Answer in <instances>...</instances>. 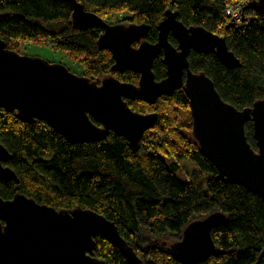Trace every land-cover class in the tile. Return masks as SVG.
I'll list each match as a JSON object with an SVG mask.
<instances>
[{
    "label": "trees",
    "instance_id": "trees-1",
    "mask_svg": "<svg viewBox=\"0 0 264 264\" xmlns=\"http://www.w3.org/2000/svg\"><path fill=\"white\" fill-rule=\"evenodd\" d=\"M76 1L105 21L112 14L126 13V20L118 23L149 26L147 40L152 44L157 43L158 27L169 10L187 27L224 37L241 66L229 69L212 53L193 52L191 70L205 73L222 99L238 110L264 99V15L251 8L255 0H246L241 24L233 22L227 8L244 0ZM73 12L72 0H0V39L18 54L17 42L49 41L55 50L77 58L83 76L92 82L100 84L99 79L110 74L138 85V74L113 72L112 53L98 44L103 30L75 28ZM169 41L178 46L172 35ZM153 72L157 81L167 77L162 56L155 60ZM127 102L139 114L159 115L138 150L115 133L100 142L71 144L47 123L26 122L17 112L0 107V144L9 151L6 165L19 180L0 181V196L13 200L24 195L58 211L82 208L103 215L117 225L140 264H186L177 259L172 246L190 223L221 212L227 222L212 233L221 254L200 264H264V200L220 177L201 154L185 91L153 105ZM246 135L257 151L252 123L246 125ZM167 237L176 242L169 245L163 240ZM96 244L93 257L107 264H130L108 239L99 236Z\"/></svg>",
    "mask_w": 264,
    "mask_h": 264
},
{
    "label": "water",
    "instance_id": "water-1",
    "mask_svg": "<svg viewBox=\"0 0 264 264\" xmlns=\"http://www.w3.org/2000/svg\"><path fill=\"white\" fill-rule=\"evenodd\" d=\"M72 5L74 27L102 29L98 44L112 53L113 72L138 74V85L114 76L98 84L73 74L63 64L10 51L0 39V107L17 112L26 122L47 123L71 144L100 142L115 133L138 150L145 134L156 127L159 115L139 114L127 101L153 105L183 89L190 101L193 136L201 154L220 177L264 200V99L238 110L222 99L205 73H194L190 67L189 57L194 52L212 53L227 68H239L240 61L226 39L202 27H187L169 10L158 27V41L152 44L147 40V25H110L76 0ZM251 8L264 15V0L253 1ZM171 35L177 47L169 41ZM160 56L167 77L157 81L153 66ZM249 123L257 151L248 142ZM9 159V151L0 144V181L18 182L14 170L6 165ZM226 222L227 216L221 212L193 221L172 252L186 264L219 256L221 250L212 233ZM99 236L117 246L128 263H141L117 225L103 215L82 208L58 211L24 195L13 200L0 196V264H107L93 257Z\"/></svg>",
    "mask_w": 264,
    "mask_h": 264
},
{
    "label": "rangeland",
    "instance_id": "rangeland-1",
    "mask_svg": "<svg viewBox=\"0 0 264 264\" xmlns=\"http://www.w3.org/2000/svg\"><path fill=\"white\" fill-rule=\"evenodd\" d=\"M246 5V0L238 2L237 4H232L227 8V15L228 12L239 11V15L237 17L231 16L234 23L241 24L242 18L241 13L243 7ZM126 13H119V14H112L108 17L106 20L110 25H125L118 23L119 21L126 20ZM44 43V42H43ZM17 46L19 47V51L21 55L28 56V57H38L41 58L47 62H50L52 64H63L65 65L73 74L77 76H83V68L80 65V61L69 55V53L61 52L59 50H55L52 46V44L49 41H46L44 44H30L25 42H17ZM55 47V46H54ZM113 75H105L102 76L99 80L102 81L105 78H109ZM154 130V129H152ZM151 131V130H150ZM164 242H167L169 245H172L176 241L174 239H170V237H167V239H164Z\"/></svg>",
    "mask_w": 264,
    "mask_h": 264
},
{
    "label": "built area",
    "instance_id": "built-area-1",
    "mask_svg": "<svg viewBox=\"0 0 264 264\" xmlns=\"http://www.w3.org/2000/svg\"><path fill=\"white\" fill-rule=\"evenodd\" d=\"M229 14L228 15H230V16H233V17H237L238 15H239V11H232V12H228Z\"/></svg>",
    "mask_w": 264,
    "mask_h": 264
},
{
    "label": "flooded vegetation",
    "instance_id": "flooded-vegetation-1",
    "mask_svg": "<svg viewBox=\"0 0 264 264\" xmlns=\"http://www.w3.org/2000/svg\"><path fill=\"white\" fill-rule=\"evenodd\" d=\"M137 46L139 45V44H136ZM128 243V242H127Z\"/></svg>",
    "mask_w": 264,
    "mask_h": 264
}]
</instances>
